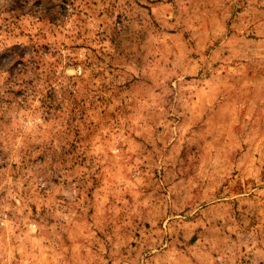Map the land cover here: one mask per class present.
Returning <instances> with one entry per match:
<instances>
[{
	"label": "rangeland",
	"instance_id": "1",
	"mask_svg": "<svg viewBox=\"0 0 264 264\" xmlns=\"http://www.w3.org/2000/svg\"><path fill=\"white\" fill-rule=\"evenodd\" d=\"M0 264H264V0H0Z\"/></svg>",
	"mask_w": 264,
	"mask_h": 264
},
{
	"label": "built area",
	"instance_id": "2",
	"mask_svg": "<svg viewBox=\"0 0 264 264\" xmlns=\"http://www.w3.org/2000/svg\"><path fill=\"white\" fill-rule=\"evenodd\" d=\"M79 73H80V71H79V69H77V74H79ZM30 228H31V229H34V228H35V225H34V224H31V225H30Z\"/></svg>",
	"mask_w": 264,
	"mask_h": 264
}]
</instances>
